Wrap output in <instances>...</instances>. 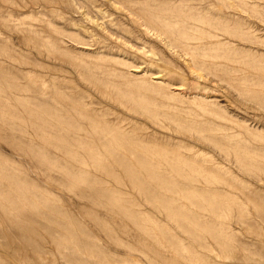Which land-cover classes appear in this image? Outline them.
I'll return each instance as SVG.
<instances>
[{
	"label": "rangeland",
	"instance_id": "374dc122",
	"mask_svg": "<svg viewBox=\"0 0 264 264\" xmlns=\"http://www.w3.org/2000/svg\"><path fill=\"white\" fill-rule=\"evenodd\" d=\"M139 1L138 14L145 10L161 15L163 24L187 34L186 44L197 61L213 65L209 75L197 79L187 57L149 31L123 0H0V72H10L21 87L45 89L39 92L32 87L18 101L0 84V170L17 180L0 175L4 192L0 203L16 204L22 212H13L12 224L0 204V261L72 264L69 259L77 255L80 264H264V172L240 169L246 163L264 166V0H245L250 6L258 5V14L227 13L217 0ZM197 4L214 13L226 12L228 19L197 14L193 10ZM226 30L233 34H225ZM218 41L229 44L217 47ZM101 56L109 60H100ZM104 68L127 73L129 81L108 80L122 85L130 97L104 89ZM224 69L234 70L222 73ZM162 82L166 95H176V100L163 98L151 86ZM148 83L151 87L144 88ZM245 87L253 92L247 95ZM72 104H78L77 111L69 107ZM80 112L130 134L134 139L125 150L155 148L160 155L149 151L144 158L131 155L125 161L132 168L128 171L122 157L116 162L107 153V146L95 142L92 148L100 155L87 154L86 144L91 147L101 133L80 120ZM60 116L82 122L80 132L86 136L80 143L77 129L61 123ZM195 131L219 138L216 143L224 152L214 141L196 140ZM226 151L232 154L225 157ZM143 160L159 168L177 189L160 188L144 171ZM188 164L199 172L189 175ZM176 166H186L187 171L179 174ZM19 187L38 193L49 205L41 212L31 208L15 191ZM6 197L14 204L5 203ZM211 200L223 208L211 206ZM162 201L180 207L200 226L221 231L224 238L218 241L196 226L201 233L198 239L170 218ZM26 215L35 218L28 216L29 221ZM46 219L55 220V225ZM16 223L29 226L30 231H18ZM52 226L55 231H47ZM53 231L65 251L63 258L50 242ZM32 240L46 241L49 255L34 258ZM7 241L15 256L4 248ZM68 247L75 248L72 254Z\"/></svg>",
	"mask_w": 264,
	"mask_h": 264
},
{
	"label": "bare ground",
	"instance_id": "6f19581e",
	"mask_svg": "<svg viewBox=\"0 0 264 264\" xmlns=\"http://www.w3.org/2000/svg\"><path fill=\"white\" fill-rule=\"evenodd\" d=\"M124 1V3L129 7V11L130 12H132V13H137L138 14V6H139V4H140V1L138 0H123ZM217 1H220L221 3H222V8H224L226 11H227V13H230V12H241V13H253V14H258L259 13V11H258V5L257 4H255V3H253V5H248V2L247 1H245V0H217ZM255 5V6H254ZM193 10L194 11H196L197 12V14H203V13H210V14H212L213 15V20H217V21H222V20H226V19H228L225 15V13L226 12H222L221 10L220 11H216L215 13L213 12V11H211L210 10V8L209 7H207L206 5H203V4H197L196 5V7H194L193 8ZM141 11V10H140ZM139 15V17H140V19H141V21H142V24L149 30V31H151V32H153L158 38H160L162 41H164L165 43H166V45L171 49V50H173V49H179L182 53H183V55L185 56V57H187V61H188V67H190L191 69H192V72H194L195 73V75H196V78L197 79H201L202 77H203V75L204 74H208L209 75V70L210 69H212V67H213V65H211V64H207V63H205V62H199V61H197V58L195 57V54H194V52H193V50L190 48V47H188L187 45L188 44H186V42L188 41V37H187V34L185 33V32H183V31H180V30H177V31H175L174 30V28L173 29H171V25L170 24H168V23H166V24H163V22L164 21H162L161 20V15L160 16H158V15H156V14H154V13H152V12H146L145 10L144 11H142L141 13H139L138 14ZM205 23H208V22H205ZM174 24H178V25H180V23L179 22H174ZM186 27V26H185ZM184 27V28H185ZM194 28H197V26H193ZM225 34H228V35H232L233 33L232 32H230V31H225L224 32ZM232 33V34H231ZM229 44V41L227 42V43H220L219 41L218 42H216L214 45L215 46H225V45H228ZM48 46V45H47ZM229 49H227V51L228 52H232V50L233 49H231V47H228ZM96 55V54H95ZM227 58H229V59H231V57L229 56V54L227 55ZM100 60H105V61H108L109 59L107 58V57H104V56H101L100 57ZM114 63L115 64H122V65H124V66H127V64H125L124 62H121V61H118V60H115L114 61ZM101 68V67H100ZM214 68H215V66H214ZM216 69V71H218V69L217 68H215ZM103 70H105V71H107V69H103ZM228 70H234V69H228ZM227 69H224V70H222L221 72L222 73H227L226 71H228ZM206 76V75H205ZM106 77H107V79H105L102 83H101V85L104 87V89L106 90V89H112L111 91H112V93H115L116 95H121V96H124V98L125 97H130V94H128L129 92H125V91H123L122 90V85H119L118 83H113V82H111V81H109L108 79L110 78V77H116V78H121V79H125L126 81H129L128 80V76H127V73H124V72H122L121 70H117L116 68H113V69H110V70H108L107 72H106ZM233 79V78H232ZM0 84H2V85H4V88L5 89H2V91L3 92H5L8 96H10L11 98H13L14 100H18V101H20L21 99H23L22 97L24 96V95H22V92H24V91H28V90H30V89H37V90H39V92L42 90V91H45V89L43 88V87H41V88H38V87H34V86H28V87H26V86H23V87H21L17 82H16V80L14 79V76L13 75H11V73L10 72H5V71H1L0 72ZM149 84V83H148ZM164 83L162 82V83H154V85L153 84H151V86L153 87H157L161 92H163V93H165V88H166V86H164L163 85ZM150 84L149 85H147V84H144V88H146V89H149L150 87ZM33 87V88H32ZM165 90V91H164ZM238 90V89H237ZM245 90H246V93H247V95L248 94H251V92H253V91H251V89H249V88H246L245 87ZM41 91V92H42ZM238 91H241V90H238ZM161 92H159V94L163 97V98H165V99H169V100H176V95H172V94H170V95H166V93L165 94H161ZM242 92V91H241ZM44 93V92H43ZM242 93H244V92H242ZM257 93V92H256ZM189 99H191V100H194L195 98H196V96L195 97H188ZM126 99V98H125ZM26 100V99H25ZM42 101H43V99H42ZM46 101V100H45ZM26 102H28V101H26ZM29 102H30V100H29ZM33 102V101H32ZM32 102H30V103H32ZM47 102H48V100H47ZM47 102H42V103H44L43 104V106L45 107L46 106V108L48 107L49 108V104L47 103ZM42 103L40 104V105H42ZM27 105V104H26ZM33 106H36V105H33ZM42 106V107H43ZM68 107V106H67ZM66 107V108H67ZM69 107L70 108H72V109H74V110H78L77 108L79 107L78 106V104H72V105H69ZM47 110H50V109H47ZM48 114V113H47ZM79 119L80 120H82V121H84V120H86L87 122H89V123H91L96 129H98L99 131H100V135L96 138V141H93V143H91L92 145H91V147H90V145H89V143L88 144H86V145H88L89 146V149H88V152H87V154L89 153V155H91L92 156V153L93 152H96V149H94V148H92L93 147V145H94V143L95 142H97V143H99V144H101V145H104V146H107V153L109 154V155H111V156H113V158L114 157H116V160H118L117 158H118V156L119 157H122V159L123 160H121L122 161V166L124 167L125 166V169H127L128 171H132V168L128 165V163L127 162H129L128 160H127V162H125L126 161V158H128L129 156H131V155H134V156H139V157H141V156H143V154L144 153H146V151H149L152 155H160V151L157 153V151L158 150H156L155 148L154 149H150V148H144V147H140V150L138 151V150H125L126 148H125V146H127V144H128V142H130V140H132V139H134L133 137H131V135L130 134H126L125 132H123L122 130H119V129H117L116 127L114 128V127H109V126H106V125H104L103 123H99V122H97V120H96V117L95 116H93V115H91V114H89V113H82V112H80L79 113ZM1 119V118H0ZM79 119H72V118H66V117H64V116H60L59 117V121L61 122V123H68L69 125H70V127L72 128V129H74V128H76L77 129V131H78V135H79V140H78V142L80 143L81 142V140H82V136L83 137H85L86 135L85 134H81V132L80 131H82V130H84V128L83 127H81L80 125H79V123H82V122H80V120ZM85 135V136H84ZM195 136L194 137H196V140H198V141H208V142H213V145L215 146V147H219V145H217V141H219L218 139L219 138H212V137H209V136H205V135H202V132L201 131H195V134H194ZM224 137H230V136H228L227 134H225V136ZM231 138V137H230ZM94 139V138H93ZM227 144H229V143H227ZM32 149V148H31ZM150 149V150H149ZM219 149L222 151V152H224L223 151V149L221 148V147H219ZM32 152H33V150H32ZM37 152V151H36ZM42 152V151H41ZM97 154H99L100 155V153L99 152H96L95 154H93V156H96L97 157ZM151 154H149V155H151ZM225 155V157H227V156H230L232 153H229V152H225L224 153ZM45 156V155H44ZM146 156V155H145ZM233 156H234V159L238 162V155L236 154V153H234L233 152ZM137 158V157H136ZM142 158H144V156L142 157ZM142 158L140 159V162H142ZM146 158H147V156H146ZM145 158V159H146ZM115 159V158H114ZM92 160L93 161H95V157H93L92 158ZM41 161H42V159H41ZM106 161V160H105ZM137 161H139V158H138V160ZM143 161H145V160H143ZM116 162H119V160L118 161H116ZM146 162V163H145ZM144 163H145V165H144V171L151 177V179H154L155 181H157V183H158V186L160 187V188H164V189H168V190H175V189H177V187L178 186H173V185H171L170 184V181L169 180H167V178H166V176L162 173V172H160V170H159V168H158V170H157V168L154 166V165H150L149 166V164H148V161H145ZM143 163V162H142ZM5 165H6V163H5ZM5 165H2L1 167H3V166H5ZM131 165V164H130ZM121 166V167H122ZM7 167V166H6ZM185 167L186 166H184V167H180V166H176L175 168H174V170L177 172V173H179V174H182L183 172H186L187 170L185 169ZM188 167H189V172H188V174L190 175V174H192V173H198L199 172V170H197L196 168H193L191 165H189L188 164ZM244 168V170L245 171H250V172H253L254 173V171L255 170H257V171H262V172H264V166H254V165H249V164H244V165H242V164H240V169H243ZM13 169V168H12ZM124 169V168H123ZM126 170V171H127ZM201 171V170H200ZM202 171H205V172H214L215 171V169H213V168H204ZM129 174H131L130 172H128ZM128 174V175H129ZM264 174V173H263ZM0 175L3 177H6V178H8V179H13L14 177L11 175V174H7L6 173V171H4V169L3 170H0ZM19 175V174H18ZM134 175H136V173L134 174ZM134 175H132V177H134ZM82 178H79L77 181L78 182H80V184L81 183H83V176H81ZM130 178H131V175L129 176ZM153 177V178H152ZM86 178V177H85ZM135 178V177H134ZM137 178V177H136ZM136 178H135V180H136ZM15 180H16V178H14ZM137 179H139V177L137 178ZM17 181V180H16ZM86 181H88V180H86ZM91 181V180H90ZM89 181V182H90ZM154 181V182H155ZM19 182H21V180L19 181ZM134 182V181H133ZM140 182V181H139ZM14 183V182H13ZM16 183V182H15ZM135 183V182H134ZM138 185L139 184H141V183H138V182H136ZM157 185V184H156ZM3 186V185H2ZM15 186V185H14ZM17 186H18V184H17ZM139 186H142V185H139ZM3 187H5L6 188V186H3ZM22 187V186H21ZM144 189V188H143ZM10 190V189H9ZM8 190V191H9ZM31 190V189H30ZM145 190H146V188H145ZM145 190H144V192H145ZM15 191H17L20 195L19 196H21V198L24 200V201H26V203H28V205L31 207V208H35L36 210H38V211H40V209H44V207L48 204V202H47V200L45 199V198H42V197H39L37 194H35V193H30V192H28V190H26V189H24V188H17V190H15ZM9 192H11V191H9ZM151 192V191H150ZM2 193L4 194V192L3 191H1V189H0V196L2 195ZM5 193H7V192H5ZM146 194H150V193H147V192H145ZM9 195H10V193H9ZM8 194H7V197L9 196ZM12 195H13V193H12ZM12 195H10V196H12ZM4 198L5 200H4V202L5 203H8V204H14V203H12V202H10L8 199H10V198ZM13 197V196H12ZM12 197H11V199H12ZM3 198V197H2ZM21 198H20V200H21ZM115 199V198H114ZM117 199V198H116ZM116 199L114 200L115 202H117L118 203V201H116ZM19 200V199H18ZM19 200V201H20ZM12 201V200H11ZM15 201V200H14ZM3 202V203H4ZM10 202V203H9ZM17 202V201H16ZM21 202V201H20ZM18 203V202H17ZM116 203V204H117ZM121 203V202H120ZM1 204V203H0ZM119 204V203H118ZM161 204L162 205H164V206H162L163 208H165L168 212H169V216H170V218L173 220V221H176L177 222V224H180L181 225V227H185V228H187L188 230H189V233L191 232V234L192 235H195L198 239H200V237H201V233H199L198 231H197V229H196V226H198V227H201V228H205L206 230H207V232L209 233V234H211V236L212 237H214V239H216V240H218V241H220V240H222L223 238H224V234L221 232V231H219V230H216V229H212V228H209V227H207V226H205V225H201L200 226V224H197V223H195L194 221V219H195V217H193V216H190V215H187L185 212H183V211H181V208L180 207H176V206H170V205H167V203H164L163 201L161 202ZM200 204V203H199ZM2 205V207H1V210H3L4 212H5V216H6V219H7V221H9L10 223H14L15 222V220H16V218H15V220H12L13 219V212L14 213H16L15 211H18L19 210V212H21L20 211V209L17 207V208H15V206H18V205H14V207L12 206V205H9V207H6V206H3V204H1ZM20 205H22L21 203H20ZM49 205V204H48ZM47 205V206H48ZM210 205L211 206H215L216 205V208L217 209H221V208H223V204H219V202L217 203V202H215L214 200H211V202H210ZM23 207V206H22ZM50 207H53V205L51 206L50 205ZM117 207V206H116ZM48 208V207H47ZM35 209H34V211H35ZM46 209V208H45ZM50 209V208H49ZM49 209H48V211H45V213H49ZM51 210V209H50ZM55 210V208L53 209V211ZM170 210V211H169ZM24 211H28V210H24ZM32 211V210H31ZM33 211V212H34ZM44 211H42V212H44ZM61 210H59V212H60ZM19 212H18V214L16 215V216H18L19 215ZM29 212H30V210H29ZM41 212V211H40ZM39 212V213H40ZM52 212V211H51ZM62 212V211H61ZM22 213V212H21ZM34 213H37V211L36 212H34ZM30 214H32L31 212H30ZM21 215V214H20ZM37 215V214H36ZM43 215V214H42ZM45 215V214H44ZM48 215V214H47ZM51 214H49V216H50ZM29 215H26V218H28L29 219V217H32V215L31 216H29ZM40 216H41V214H40ZM46 216V215H45ZM20 217V216H19ZM25 217V216H24ZM34 218H35V216H33ZM32 217V218H33ZM47 218H48V216H46ZM51 217V216H50ZM50 217H49V219L48 220H50L51 221V219H50ZM23 218V216L21 217V219ZM25 218V219H26ZM64 218V217H63ZM20 219V218H19ZM24 219V218H23ZM37 216H36V221H37ZM53 219V218H52ZM32 221H33V224H34V220L33 219H31ZM43 220V219H42ZM41 220V221H42ZM47 219H46V221L44 220V222H46V223H49V224H53V221H54V224H53V226L55 225V220H56V218H55V220H52V223H50V222H47L48 221ZM6 221V222H7ZM18 221V220H17ZM16 221V222H17ZM21 221V220H20ZM29 221H30V219H29ZM38 221H40V220H38ZM37 221V222H38ZM22 222V221H21ZM44 222H42V223H44ZM59 222V221H58ZM24 223V222H23ZM31 223V222H30ZM36 223V222H35ZM62 223V222H61ZM64 223V222H63ZM189 223V224H188ZM39 224H41L40 222H39ZM15 226V228H18L19 230L18 231H22V230H20V229H24V230H29L30 228H29V226H25V224L24 225H22V223L19 225V224H14ZM44 225H46V224H44ZM48 225V224H47ZM58 225V224H57ZM56 225V226H57ZM59 225H60V223H59ZM58 225V226H59ZM187 225H188V227H187ZM31 226V225H30ZM34 227L36 226V225H33ZM37 226H39V225H37ZM36 226V228H38ZM41 226V225H40ZM39 226V227H40ZM43 226V225H42ZM41 226V227H42ZM51 226V225H50ZM53 226L52 227H50V228H48V230L47 229H44V230H47V231H51L52 229H53ZM33 227V228H34ZM49 227V226H48ZM60 227V226H59ZM58 227V230L59 229H62L63 230V228H59ZM32 228V227H31ZM43 228V227H42ZM46 228H47V226H46ZM52 228V229H51ZM64 228H66V226H64ZM68 228V227H67ZM35 229H33V231H34ZM40 231H41V229H39ZM43 230V231H44ZM54 230V229H53ZM67 230H69V229H66V231ZM71 230V229H70ZM11 231V230H10ZM30 231V230H29ZM32 231V230H31ZM55 231V230H54ZM50 232L49 233V235H48V233L47 232H45V233H47V234H45L44 232H42L43 234H45V235H48L49 236V238H50V242L54 245V248L56 249V252L59 254V256H61L62 258L64 257L63 256V254L65 253V251H64V253H63V251L61 250L62 248H61V246L59 245V243H58V241H57V239H58V235H54L53 233H57V232ZM13 232V231H12ZM63 232H65V231H63ZM10 233V232H9ZM14 233V232H13ZM22 233V232H21ZM26 233H27V231H26ZM37 233V232H36ZM28 234H32V233H30V232H28ZM34 234V233H33ZM59 234V233H58ZM69 234V233H68ZM35 235V234H34ZM34 235H31L32 236V238H33V236ZM39 235H40V233H39ZM69 235H71V232H70V234ZM21 236V235H20ZM36 236L37 235H35L34 237L36 238ZM47 236V237H48ZM60 236L61 235H59V238H60ZM63 234H62V237L61 238H63ZM72 236V235H71ZM70 236V238H72ZM1 237V236H0ZM23 237V236H22ZM25 237V236H24ZM41 238V237H40ZM39 238V240L40 241H42L43 239H40ZM43 238V237H42ZM3 239H4V237H3ZM74 239V238H73ZM73 239H71V241L73 240ZM2 240V239H1ZM6 240V239H5ZM26 241H27V239H25ZM25 240H24V242H25ZM30 240V239H29ZM35 240V239H34ZM38 240V239H37ZM62 240V239H61ZM33 241V240H32ZM31 241V242H32ZM34 242V241H33ZM2 243V242H1ZM26 243V242H25ZM34 243H36V242H34ZM34 243H33V245H34ZM45 243H46V241H45ZM44 243V244H45ZM26 244H29V242L28 243H26ZM42 244H43V242H42ZM40 244V243H36L35 245H34V247H32L33 245H31V243H30V246H31V248H33L32 249V253L34 254V258H38V259H42L43 258V256H45L46 254H48L49 252H50V250L49 249H47V247L43 244ZM25 245V244H24ZM3 246H4V248H6L7 250H9L10 251V254L12 255V256H15V250H14V248H12L13 246H12V243H11V241H7V242H5L4 244H3ZM66 246V245H65ZM65 246H63L62 245V247H65ZM74 246H75V244H74ZM73 246V247H74ZM70 247H72V246H70ZM70 247H68L67 249H69ZM29 248V247H28ZM64 249V248H63ZM66 249V250H67ZM73 250L75 249V248H72ZM72 250V251H73ZM71 251V249H69V251H68V254L69 253H71L70 252ZM67 252V251H66ZM73 253V252H72ZM71 253V254H72ZM78 254V253H77ZM49 255V254H48ZM65 255V254H64ZM74 255V254H73ZM18 256V255H17ZM66 256H68V255H66ZM71 256V255H70ZM75 256V255H74ZM60 257V258H61ZM71 258H73V259H69L70 260V262H72V264H80L79 262H78V256L76 255L75 257H71ZM76 258V259H75ZM69 262V261H68ZM6 264V263H4L3 261H0V264ZM25 263V262H24ZM9 264H18L15 260L13 261V262H10ZM28 264V263H27Z\"/></svg>",
	"mask_w": 264,
	"mask_h": 264
}]
</instances>
